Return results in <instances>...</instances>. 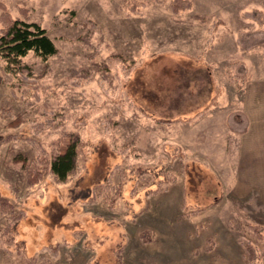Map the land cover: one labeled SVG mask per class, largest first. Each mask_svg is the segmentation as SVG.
I'll use <instances>...</instances> for the list:
<instances>
[{"label": "rangeland", "instance_id": "rangeland-1", "mask_svg": "<svg viewBox=\"0 0 264 264\" xmlns=\"http://www.w3.org/2000/svg\"><path fill=\"white\" fill-rule=\"evenodd\" d=\"M0 4L57 48L18 71L0 59V264H264L248 261L243 243L264 240L232 175L264 0ZM76 139L66 182H26Z\"/></svg>", "mask_w": 264, "mask_h": 264}, {"label": "trees", "instance_id": "trees-1", "mask_svg": "<svg viewBox=\"0 0 264 264\" xmlns=\"http://www.w3.org/2000/svg\"><path fill=\"white\" fill-rule=\"evenodd\" d=\"M0 59L4 60L9 72L21 69L22 59L29 52H34L43 59L57 53L54 42L44 28L36 23L14 17L0 4ZM84 143L74 140L56 157L42 154L34 158L25 168L26 182L30 186L40 184L48 175H53L57 182H66L74 173L80 160L83 159ZM0 208L7 212L12 208L0 193ZM18 220V219H17ZM259 240H264V229L261 226H251ZM248 252V261L253 263L264 258L263 252H258L251 242L243 243Z\"/></svg>", "mask_w": 264, "mask_h": 264}, {"label": "crops", "instance_id": "crops-1", "mask_svg": "<svg viewBox=\"0 0 264 264\" xmlns=\"http://www.w3.org/2000/svg\"><path fill=\"white\" fill-rule=\"evenodd\" d=\"M242 97L241 128L235 140L238 155L232 174L233 194L242 203L257 208L255 225L264 229V75L251 79Z\"/></svg>", "mask_w": 264, "mask_h": 264}]
</instances>
